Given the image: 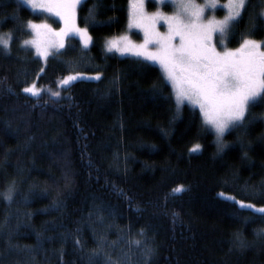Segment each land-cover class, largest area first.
<instances>
[{
  "label": "trees",
  "instance_id": "trees-1",
  "mask_svg": "<svg viewBox=\"0 0 264 264\" xmlns=\"http://www.w3.org/2000/svg\"><path fill=\"white\" fill-rule=\"evenodd\" d=\"M263 3L251 0L228 47L264 38V19H251ZM93 7L89 47L67 37L43 65L22 44L27 21L42 16L0 0V36H10L7 50L0 45V193L16 185L12 202L0 196V264H106L129 240L153 249L146 260L133 247L130 264H264V214L254 209L264 207V100L218 151L157 65L103 48L124 30L128 0H82L78 25ZM73 72L99 79L61 85ZM32 82L39 97L22 91Z\"/></svg>",
  "mask_w": 264,
  "mask_h": 264
},
{
  "label": "snow or ice",
  "instance_id": "snow-or-ice-1",
  "mask_svg": "<svg viewBox=\"0 0 264 264\" xmlns=\"http://www.w3.org/2000/svg\"><path fill=\"white\" fill-rule=\"evenodd\" d=\"M23 2L30 4L33 9L41 8L58 16L64 24V27L56 31L50 24L29 22L34 38L25 40V46L35 47L37 53L46 58L50 50L65 48L66 37L78 35L87 47L91 40L88 26L97 23L95 7L89 9V14L84 19L85 26L80 27L77 24L76 8L81 0H42L40 3L37 0H23ZM154 2L162 4L165 0ZM167 2L175 9L171 16L159 10L149 15L144 10L145 0H129L130 27L134 26L143 31V43L134 44L125 36L120 38L123 41L122 46H119L117 41H111L109 51L112 48L118 51H132L136 56L158 62L163 69L165 80L171 82L173 86L178 108L184 101L197 105L203 117V124L214 131L218 151H222L225 147L223 142L225 133L244 129L246 122H250L247 115L250 107L264 100V50H262L264 42L242 37V43L236 49H228L225 44L235 23L242 18V12L251 6V0H228L224 6L227 8V14L221 20L205 16L207 8L216 7L215 0L206 2L205 5L197 4L195 0ZM257 18L264 19V10L251 17L253 27ZM161 22L166 26L164 32L157 28ZM217 36L219 39L214 41V37ZM9 43V34L0 36V45L5 50L8 49ZM218 44L223 47L222 51L218 50ZM149 45L153 47L150 48ZM96 78L99 79V76ZM76 79L77 76L69 75L62 79L60 84L68 86ZM8 91H11V88ZM23 91L34 97L40 96V90L34 84L25 87ZM51 95L58 97L60 93L52 92ZM199 147L196 145L193 151ZM182 190L183 186H179L173 191ZM15 194L16 185L13 181L0 196L12 202ZM225 198L235 200V197ZM237 203L241 208L254 207L243 201ZM258 211L264 214V207ZM37 238L39 241V234ZM237 239L239 246H245L238 234ZM11 240L12 236L9 235L7 241L9 250L18 249L19 245L12 244ZM99 243L101 245L104 243L102 236ZM133 247L141 249L146 260L153 254V249L143 246L140 240H129L128 251H122L117 259L107 256L106 264H130Z\"/></svg>",
  "mask_w": 264,
  "mask_h": 264
},
{
  "label": "rangeland",
  "instance_id": "rangeland-1",
  "mask_svg": "<svg viewBox=\"0 0 264 264\" xmlns=\"http://www.w3.org/2000/svg\"><path fill=\"white\" fill-rule=\"evenodd\" d=\"M149 1H150V5L151 6H148ZM20 2L22 4H24L25 6H27L29 9H31L34 13H37V14H39V15L42 16L40 19L27 21V23H26V29L28 30L29 36L26 37L25 39H23V41H22L23 46H25L24 45V41L25 40H32L34 38V34L32 32V29L29 27V22L35 23V24H44V23H47V24H50L51 27L53 29H55L56 31H59L60 28L64 27L63 21H61L58 16H55V15H53V14L47 12V11H44L41 8L33 9L30 4L23 2V0H20ZM37 2L40 3V2H42V0H37ZM195 2L197 4H199V5H205L206 2H209L210 3L211 0H195ZM227 2H228V0H215L216 7L215 8H207L206 11H205V16L207 18L215 17V19H217V20L223 19L224 16L227 14V8L224 7L227 4ZM262 8L264 10V3H263V7ZM144 10L149 15L152 14V13H155V12H157L159 10L160 12H162V13H164L166 15H169V16H171L174 13V11H175V9L173 8L172 4L169 3V2H167V0H165V3H162V4L161 3H158V2H154V0H145ZM76 14H77V8H76ZM76 19H77V15H76ZM80 27H83V26H80ZM157 28L161 32L166 31V26L163 25V22H161L160 24H158L157 25ZM133 33H136L137 34V37H133V35H132ZM88 35L91 38V36H90L89 33H88ZM73 36L76 37V38H78V40L80 41V44H81V46L83 48L89 47V45L91 43V40L87 44V47H85L84 41L80 38V36H78V35H73ZM125 36H127L128 39L132 43H134V44H141V43H143V39H144V33H143V31L140 28H137V27H134V26L130 27L129 0H128L127 22H126V25H125L124 30L121 31L119 34L105 37L104 40H103V48L105 49L106 52H111V53H114V54L119 55V56H133V57H137V58H140L142 60H145L147 62H150L152 64H155V65H157L161 69L162 74L164 75L163 69H162L161 65L158 62L151 61V60H146L142 56H136L132 51H118L116 48H112V50L109 51V43L111 41H117L118 42V45L119 46H122L123 45V41L120 38L121 37H125ZM66 38L64 40V43L66 41ZM244 38L251 39V40H255L257 42H264V38L263 39H260V40L259 39H254V38H251V37H244ZM218 39H219L218 36L217 37H214V41L215 40H218ZM227 39H228V37L225 40V44H226V47L228 49H236L242 43V41H241V43L238 46H236L234 48H230V47L227 46ZM26 47H29V49L32 50L33 54L35 56H37L42 61V64L43 65L46 63L48 57H50L51 55H53L54 53H56L58 50H60V49H58V50L57 49L50 50L49 55L45 58L43 56H40L37 53V50H36L35 47H33L31 45H28ZM149 47L152 48L153 46L152 45H149ZM218 50H221V51L223 50V47L220 46L219 44H218ZM262 50H264V44H262ZM69 75H75V76H77V79H96V77L99 76V74H88V73H82V72H73V73H69L64 78H66ZM71 82H73V81H71ZM33 84L36 86L37 89H39V87L37 86V84L35 82H32L31 84H29V85H27L25 87H30ZM169 84L171 85L172 90H173V93H174V96H175V91L173 89V86H172L171 82H169ZM23 89H22V91H23ZM27 94H30V93H27ZM184 102L190 104L193 107H196L199 110V107L197 105H193V104H191L188 101H184ZM199 112H200V110H199ZM201 117H202V115H201ZM202 120H203V117H202ZM215 139H216V136H215ZM259 208H262V207H254V209H256V210H258Z\"/></svg>",
  "mask_w": 264,
  "mask_h": 264
}]
</instances>
